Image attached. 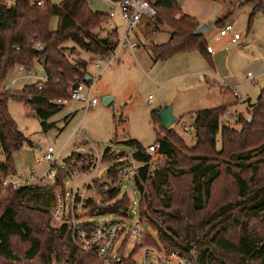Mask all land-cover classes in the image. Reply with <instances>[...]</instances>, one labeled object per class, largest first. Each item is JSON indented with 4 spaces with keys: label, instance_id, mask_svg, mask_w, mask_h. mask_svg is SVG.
<instances>
[{
    "label": "trees",
    "instance_id": "obj_1",
    "mask_svg": "<svg viewBox=\"0 0 264 264\" xmlns=\"http://www.w3.org/2000/svg\"><path fill=\"white\" fill-rule=\"evenodd\" d=\"M38 1L42 2L41 6L37 5ZM246 3L252 7L251 21L262 9V0H247ZM153 5L157 11L154 30L159 25L171 30L166 44L151 48L153 62L198 52L211 64L206 56L204 36L194 35L198 22L182 15L174 0H155ZM52 17L58 20L55 32L48 26ZM107 18L108 15L93 13L88 0H64L58 5L48 0H13L10 7L0 2V156L4 157L0 159V193H6V199L0 201V264H101L73 245L66 227L49 226L46 211L26 205V201L35 199L40 188L14 189L4 183L16 174L11 155L28 142L8 113V101L26 103L40 121L43 132L53 129L55 125L47 121L63 106L51 102L67 99L72 82L75 79L84 81L87 75L86 63L71 62L62 45L71 41L95 57L112 55L119 44L116 32H107L103 38L94 32L102 30ZM219 24L216 22L217 26ZM38 47L41 48L39 52ZM34 62L41 63L44 82L24 87L20 93L1 92L10 73L20 66L30 69ZM251 108L252 121L240 120V130L220 125L225 106L192 114L195 144L189 152L198 154L188 159L186 168L179 166L184 159L179 149L183 141L171 128L163 130L158 111H153L152 122L159 130L157 153L164 159V178L157 184L155 174L149 171L151 155L136 141L126 142L135 149L133 158L143 164L134 185L142 198L145 197L143 184L149 187L151 194L146 210L140 215L149 220L147 224L152 228L162 232L158 235L161 244H165L163 238L169 241L168 248H164L166 251H177L199 264H264V90ZM224 177L231 181L232 200L217 205L202 222L183 212L185 202L193 214L204 213L211 201L219 199L215 191ZM62 178L58 183L64 191ZM180 180L186 191L182 190L179 199L173 183ZM119 196V191L109 194L107 199L114 201L112 206H105L103 202L98 208L90 202L89 214H81L79 218L88 219L96 212L95 216L113 214L121 221L127 220L128 201ZM159 222L167 225L166 229L174 238L157 227ZM84 226L91 232L95 225L84 222ZM176 237L182 238L184 245L176 243ZM126 242L127 237L123 246ZM147 242L153 245L151 239ZM122 252L123 248L119 254ZM136 252L123 259V264H135Z\"/></svg>",
    "mask_w": 264,
    "mask_h": 264
},
{
    "label": "rangeland",
    "instance_id": "obj_2",
    "mask_svg": "<svg viewBox=\"0 0 264 264\" xmlns=\"http://www.w3.org/2000/svg\"><path fill=\"white\" fill-rule=\"evenodd\" d=\"M48 1L53 5H58L64 0ZM180 1L188 10L193 12L198 10L203 14H208L210 8L213 7L208 22L213 24V28L204 34L207 44L215 51L213 60L210 59L211 64L205 56L196 52L193 55L183 54L175 59L157 62L149 69L146 59L149 55L148 51L137 48L134 51H119L117 49L114 56L110 55L105 58L106 64L110 62V65L98 69L94 66V60L97 57L93 54L80 49L71 41L63 43L64 54L71 62L86 63V73L93 78L90 83L92 86L91 97L97 99L98 104L93 109H86L80 103L63 106L47 121L48 124H54L55 127L43 132L40 121L25 102L23 104L9 100L7 103L8 113L28 142L11 155L16 174L12 178H8L7 182L14 183L18 179L26 181L30 178L31 171L36 178L40 177L50 167V164L43 161L48 148H52L54 151L52 163H54L53 169L58 173L57 180H61L64 175L63 170L66 169L70 161L74 159L80 161L86 158L83 157L85 155L98 160L103 155L105 162L99 163L95 172L89 170L85 176L88 179L86 182L92 184H83L84 188L89 190V194L101 195L107 187L105 179L108 171L126 157H131L134 154L135 149L126 145L127 141H136L146 152L148 147L157 143L159 130L152 122L151 113L153 111L170 106L173 115L178 119L171 130L176 137L183 141L182 147H179L181 157L184 158L179 165L180 168H186L188 159L198 154L189 152L195 144V133L184 132V127H193L194 117L192 114L194 112L216 108L222 103L233 104L224 111L230 113L231 117L220 118V125L235 130L241 129L240 120L248 121L250 117L252 118V108L245 102L255 104L260 92L264 90V0H262V9L253 15L251 21H249L251 7L246 3L247 0ZM0 2L6 6L13 4V0H0ZM88 7L93 13L113 14L112 20H106L102 24V30L94 32L103 38L107 32L115 31L119 42L122 41L126 24L122 20L119 10L106 0H88ZM220 17L223 18L224 24L232 26V33L241 37L237 44L229 42V37L219 41V37H214L215 34L218 36V31L224 25L223 21H220L219 26L216 25V21ZM48 24L50 31L57 30V18L52 17ZM170 32L171 30L164 25L161 32L147 39L145 36H149V33L141 26L138 29H132L130 34L132 43L139 41L147 49L149 45L167 43ZM134 35H136V39ZM214 40L218 42L215 43ZM135 44L137 45V43ZM14 71L6 79L11 93H20L25 86L45 81L43 68L38 62H34L29 71L27 70L23 74ZM25 76L29 78L23 79ZM13 81L14 84H12ZM225 84L231 88V94L228 92L229 94L224 95L228 88ZM232 90L237 94V98L232 96ZM105 96L112 98L108 106H103L101 103L102 97ZM217 141L219 148V135ZM0 159L4 160V157L0 156ZM163 166L164 159L159 154L151 156L149 171L155 174L156 184L164 178ZM134 181H125L119 191V199L126 197L129 206L127 220L122 221L124 228L129 230L134 223L140 220L143 223L142 229L146 231L143 235L144 245L151 246L147 242L150 241L151 236L155 243L159 244L158 235H161L162 232L152 228L147 224L149 220L140 215L141 211L146 210L150 201V189L143 184L142 194L145 197L142 198ZM76 182L75 178H72L71 181L65 178L63 180L65 191L68 192ZM173 186L174 192L180 199L182 190L186 191L183 180L174 182ZM232 188L231 181L224 177L215 191V196L217 195L219 199L211 201L204 213L193 214L194 211L185 202L182 204V210L191 218L202 222L214 212L217 205H222L233 199L234 190ZM43 192V190H38L35 199L26 201V205L46 211L49 226L57 227L51 221L47 211V209L52 210L55 207V198ZM60 194L63 195L64 192L60 190ZM4 199H6V193L2 192L0 201ZM66 202L69 203V200L67 199ZM102 205L103 201L99 199L97 207ZM118 221L116 215L107 214L92 216L86 220V223L100 225ZM157 227L161 231L167 232L168 235H173L166 229L167 225L159 222ZM170 228L175 230L172 225ZM128 236L125 253L122 252L125 258L130 257L138 250L137 247L134 248L135 238H128ZM163 240L165 244L162 243V247L168 248L169 241L165 238ZM175 241L184 245L180 237H176ZM134 260L136 264H142L138 253Z\"/></svg>",
    "mask_w": 264,
    "mask_h": 264
},
{
    "label": "built area",
    "instance_id": "obj_3",
    "mask_svg": "<svg viewBox=\"0 0 264 264\" xmlns=\"http://www.w3.org/2000/svg\"><path fill=\"white\" fill-rule=\"evenodd\" d=\"M110 3L119 10L121 18L126 24L125 35L122 41L119 42L117 49L119 51H134L137 45L132 43L130 31L136 28L143 19L156 17L157 11L153 5L154 2L153 0H120L118 2L110 1ZM37 5L41 6L42 2L38 1ZM112 18L113 14L110 13L107 21L112 20ZM232 31L233 28L230 24H224L218 31V37L223 38L229 36L231 43H236L240 39V36L236 33H232ZM206 52L208 54L212 53L210 46H207ZM114 53L112 56H114ZM105 58L106 57H97L96 60H94L95 68L100 69L102 66H109L110 62L106 64ZM27 70L29 69L21 66L16 68V71L21 73ZM14 83L13 81L12 84ZM38 89H41V86H39ZM91 90V84L88 85L82 80L75 79L70 86L68 98L53 100L51 103L57 106L80 103L84 105L86 109H93L98 104V101L91 97ZM1 92H10V88L6 83L1 87ZM232 94L235 97L237 96L234 91H232ZM192 117H194V115H192ZM230 117L231 115L226 112L221 116L222 119ZM184 132L192 133L194 132V127H184ZM158 149L159 144L156 143L148 147L147 154L151 156L158 154ZM53 154V149L48 148L43 157V161L50 164V167L40 177L36 178L33 171H31L28 180L24 181L18 179L14 183L6 182L4 185H11L14 189L34 186L40 188V190L44 191L43 193L48 194L52 198L54 196L55 207L52 210L47 209L51 221L56 224L58 228L66 227L72 237L73 245L79 251L92 256L101 264H123L122 260L127 259L129 256L125 258L124 254H119V251L123 248V253H125L127 242L124 246L123 242L127 235H129L128 238L133 237L136 240L134 248H138L136 254H139L142 259V264H194V261L182 256L177 251H166L160 242L159 244L155 243L152 236L150 239L153 241V245H144L143 235L146 231L142 229L143 223H141L140 220L134 223L129 230H125L123 222L121 219H118V222H106L95 225L93 230L88 232L84 226V222H86L87 219L82 220L79 218L81 214H89L88 205L90 202L98 206V201L101 199L105 206H112L114 201H109L107 199L109 194L120 191L125 181H134L138 176L139 169L143 167V164L138 163L133 156L126 157L117 167L114 165L106 175L105 185H107V187H105V190L102 191L101 195L93 196L89 194V190L85 189L83 184L87 183L86 181L88 179H86L85 176L89 170H94L93 172H95L98 168V164L105 162L104 157H102L103 155L98 160L85 155L83 156L86 157L85 159H81L80 161L74 159L70 161L66 169L63 170L62 185L65 178H68L69 181L75 178L77 182L70 187L68 192L65 191L63 185L64 194L61 195L60 190L62 191V188L57 180L58 173L53 169ZM67 199L69 203L66 202ZM95 215L96 212L92 213V216ZM134 258L133 262L135 263Z\"/></svg>",
    "mask_w": 264,
    "mask_h": 264
},
{
    "label": "crops",
    "instance_id": "obj_4",
    "mask_svg": "<svg viewBox=\"0 0 264 264\" xmlns=\"http://www.w3.org/2000/svg\"><path fill=\"white\" fill-rule=\"evenodd\" d=\"M106 1H108V2H110L109 0H106ZM177 4H178V6H179V8H180V11H181V13H182V15H185V16H188V17H190V18H193V19H195L197 22H198V24L200 25V24H204V23H208L209 22V18H210V15H211V13H212V8L213 7H211L210 8V12L208 13V14H203L202 12H198V10L197 11H190V10H188L185 6H184V4L182 3V1H180V0H174ZM153 2H155V0H153ZM13 5V4H12ZM7 7H10L9 5L7 6ZM250 7H251V5H250ZM251 11H252V7H251ZM154 19L155 18H150V19H143L141 22H140V24L136 27L137 29L139 28V27H143V28H145L146 30H147V32L149 33V36H145L147 39H149V38H152V37H154L157 33H159V32H161L162 31V27L163 26H157V28L158 29H156V30H154V25H153V22H154ZM220 21H223V18L222 17H220L216 22H220ZM221 23V22H220ZM223 24H224V21H223ZM116 35H117V32H116ZM214 37H216V38H218V36H217V34H215V36ZM229 36H226V37H223V38H220V39H218V41L219 40H221V39H227ZM117 38H118V35H117ZM134 38L136 39V35H134ZM204 38H205V40H206V42H207V38L204 36ZM229 39V42H231L230 41V37L228 38ZM131 40H132V38H131ZM241 40V37H240V39L236 42V43H232V44H237L239 41ZM118 41H119V39H118ZM218 41H216V42H218ZM135 43H137V45H139V46H137L136 47V49L137 48H143L144 50H146V51H148V53L147 54H149L148 55V57H146V59H147V67H149V69H151L156 63H154L153 62V59H152V57H151V52H150V50H151V48L153 47V46H160V45H149L148 47H147V49H146V47L144 48V45H142V44H140L139 43V41H134ZM133 42V43H134ZM214 42H215V40H214ZM215 42V43H216ZM213 43V42H212ZM166 44V43H165ZM164 45V44H163ZM207 46H209L208 44H207ZM211 47V46H210ZM211 49H212V53L211 54H208L207 53V57L209 58V59H212L213 58V56L215 55V51L213 50V48L211 47ZM193 53H196V52H189V53H185V54H191V55H193ZM180 55H183V54H180ZM179 55H177V56H175V57H173L172 59H175V58H177ZM195 57V56H194ZM213 60V59H212ZM36 63V62H35ZM40 65H41V63H39ZM42 66V65H41ZM29 71V70H28ZM15 72V71H14ZM18 72V71H17ZM86 72H87V70H86ZM18 73H21V72H18ZM23 73H25V72H23ZM23 73H21V74H23ZM86 76H89L88 74L86 75ZM90 78H91V82L93 81V78L91 77V76H89ZM29 77L28 76H25V78H23V79H28ZM90 82V83H91ZM90 83H87V84H90ZM32 85V84H31ZM226 85V87H228L227 86V84H225ZM25 87H27V86H25ZM24 88V87H23ZM231 88L230 87H228L227 88V91H226V93L224 94V95H227V94H229L228 92H230V94H231V90H230ZM233 91V90H232ZM232 96H233V94H232ZM234 98H237V96L235 97V96H233ZM243 102H245V101H243ZM245 104H248L249 106H252L253 104H250L249 102H245ZM233 104H230V103H222V105H220V106H225L226 108H228L229 106H232ZM234 107V106H233ZM236 107V106H235ZM210 109V108H209ZM161 109L159 108V110H157L158 112L160 111ZM201 110H203V109H201ZM197 111H199V110H197ZM196 111V112H197ZM173 113V112H172ZM195 113V112H194ZM230 114V113H229ZM231 115V114H230ZM176 122H178V119L176 118ZM11 182V181H10Z\"/></svg>",
    "mask_w": 264,
    "mask_h": 264
},
{
    "label": "water",
    "instance_id": "obj_5",
    "mask_svg": "<svg viewBox=\"0 0 264 264\" xmlns=\"http://www.w3.org/2000/svg\"><path fill=\"white\" fill-rule=\"evenodd\" d=\"M213 28V24L211 23H204L200 24L197 29L194 32V35L196 36H204L208 31H210ZM41 48H37V52H39ZM84 81L86 83L91 82V78L89 76H85ZM112 101V98L110 96L102 97L101 103L103 106H108L109 103ZM161 126L163 130H168L176 123V117L172 113V108L170 106H164L161 108V110L158 112L157 115ZM252 118L250 117L248 122L251 123ZM194 264H199L198 261H194Z\"/></svg>",
    "mask_w": 264,
    "mask_h": 264
}]
</instances>
